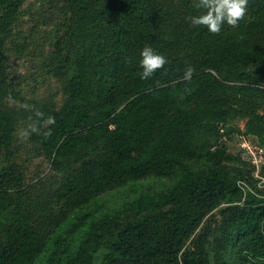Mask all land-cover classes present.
Returning a JSON list of instances; mask_svg holds the SVG:
<instances>
[{
	"label": "trees",
	"instance_id": "16d2710c",
	"mask_svg": "<svg viewBox=\"0 0 264 264\" xmlns=\"http://www.w3.org/2000/svg\"><path fill=\"white\" fill-rule=\"evenodd\" d=\"M26 1L0 0V150L27 120L60 177L32 198L19 165L0 167V264H264V188L220 142L241 115L264 149V0H236L248 21L232 31L201 20L187 37L156 0H44L73 47L56 42L52 69L67 99L12 109L24 96L3 61ZM154 177L173 183L93 207Z\"/></svg>",
	"mask_w": 264,
	"mask_h": 264
},
{
	"label": "rangeland",
	"instance_id": "374dc122",
	"mask_svg": "<svg viewBox=\"0 0 264 264\" xmlns=\"http://www.w3.org/2000/svg\"><path fill=\"white\" fill-rule=\"evenodd\" d=\"M44 2H25L6 45L2 71L24 96V102L11 99L6 101V105L12 109H33L34 102L60 108L67 99L64 93L65 81L55 77L52 69L59 60L56 42L63 41L64 55H72L73 47L67 39L64 26L60 25L65 15L61 14L58 19L59 13L51 11ZM156 4L174 14L177 19L176 30L181 34L185 33L184 37L189 36L187 33L201 20L208 24L212 32L232 31L248 21L247 17L237 14L236 0H156ZM186 51L183 50L179 57L184 56ZM246 121L247 118L236 116L229 126L237 130L229 134L226 129L221 131L220 142L236 159L235 163L253 166L254 176L260 180L258 186L264 188V161L260 162L258 168L253 163L264 156V149L256 137L244 135ZM30 135L31 124L27 120H20L15 126L14 144L0 150V167L11 163L19 165L25 176V190L32 192V198H37L43 192L54 190L60 176L53 170L51 160L41 152ZM172 183L170 178L154 177L135 184L117 186L97 196L93 207L100 205L102 212H111L133 201L138 194L159 192L170 187ZM219 211L215 210L208 217L207 223L220 221ZM0 217L7 220L9 214L0 213Z\"/></svg>",
	"mask_w": 264,
	"mask_h": 264
},
{
	"label": "built area",
	"instance_id": "2783aa9c",
	"mask_svg": "<svg viewBox=\"0 0 264 264\" xmlns=\"http://www.w3.org/2000/svg\"><path fill=\"white\" fill-rule=\"evenodd\" d=\"M248 144V143H247ZM243 146H246V144H244ZM261 148H258V150H260ZM260 160L256 159L253 163L257 166V168L259 167L260 162L264 161V156H261L259 158ZM263 178H262V182H263ZM240 185L244 186V183H240Z\"/></svg>",
	"mask_w": 264,
	"mask_h": 264
}]
</instances>
